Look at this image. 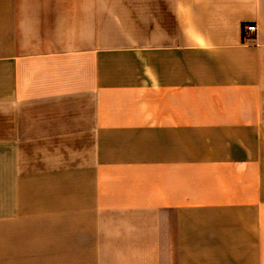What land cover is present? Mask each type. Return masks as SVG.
Instances as JSON below:
<instances>
[{
	"label": "crops",
	"instance_id": "obj_1",
	"mask_svg": "<svg viewBox=\"0 0 264 264\" xmlns=\"http://www.w3.org/2000/svg\"><path fill=\"white\" fill-rule=\"evenodd\" d=\"M0 264H264V0H0Z\"/></svg>",
	"mask_w": 264,
	"mask_h": 264
},
{
	"label": "built area",
	"instance_id": "obj_2",
	"mask_svg": "<svg viewBox=\"0 0 264 264\" xmlns=\"http://www.w3.org/2000/svg\"><path fill=\"white\" fill-rule=\"evenodd\" d=\"M244 30H245V37L252 38L256 32V26L254 23H248L245 24Z\"/></svg>",
	"mask_w": 264,
	"mask_h": 264
}]
</instances>
